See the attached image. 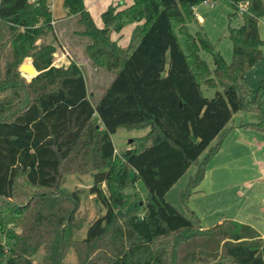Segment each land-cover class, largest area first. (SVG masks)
I'll return each mask as SVG.
<instances>
[{
	"label": "trees",
	"instance_id": "obj_1",
	"mask_svg": "<svg viewBox=\"0 0 264 264\" xmlns=\"http://www.w3.org/2000/svg\"><path fill=\"white\" fill-rule=\"evenodd\" d=\"M50 1L0 0V263L64 264L73 249L78 264H264V239L253 226L226 219L203 228L165 198L195 165L196 174L179 193L186 204L220 149L221 142L211 144L234 114L263 115L264 80L256 91L246 80L264 59L258 27L263 0H223L234 15L247 5L242 24L228 29L230 64L203 33L188 32V24L197 22L193 7L204 0L110 6L103 28L84 0H64L68 16L79 18L81 35L91 41L88 57L115 77L97 106L80 67H56V46L37 45L54 33ZM136 23L142 24L126 48L111 40L113 32ZM178 33L186 37V50ZM201 51L213 57L214 77ZM27 57L37 71L29 83L19 72ZM203 85L222 92L208 99ZM261 124L248 126L264 131ZM119 129L149 130L117 156L112 135ZM69 166L93 171L89 192L106 209L83 239L75 237V214L84 192L62 188ZM140 181L145 199L125 193ZM41 249L42 260L34 263Z\"/></svg>",
	"mask_w": 264,
	"mask_h": 264
},
{
	"label": "rangeland",
	"instance_id": "obj_2",
	"mask_svg": "<svg viewBox=\"0 0 264 264\" xmlns=\"http://www.w3.org/2000/svg\"><path fill=\"white\" fill-rule=\"evenodd\" d=\"M214 3V8L205 7L203 4H199L196 7V13L203 18V22L198 23L200 21L197 20L198 22L195 21L188 24V32L192 35H196L197 32L203 33L212 43L215 50L221 53L226 63L230 64L233 60V45L228 35V29L229 27H238L243 21L240 14L234 15V9L227 2L215 0ZM63 7L64 2L61 4V0H57V18H60L58 16H60L61 8L65 9ZM78 19L77 17L76 22H69L70 24L62 27V29L52 23L54 33L47 34L41 38L37 45L53 44L56 46L57 50L54 54V65L56 67L66 68L71 63H76L80 67L86 79L90 101L93 106H97L105 90L111 85L115 77L113 74L96 67L88 57L87 52L85 53L87 56L84 55V59L81 60L74 54V51L75 53L81 52V54H84L85 48L91 42L88 37L81 35L84 28L79 25ZM260 28L261 36L264 39V25L261 24ZM76 35L80 37L74 42L73 50L71 49L72 44H69L70 47L67 46L69 41ZM178 35L182 48L186 50V37L180 33ZM67 48L69 49V55L65 56L67 62L61 64L63 57L59 61V54L61 56L62 53L66 54ZM9 51L8 46L5 52L9 54ZM200 55L208 64L212 77H214L215 64L213 57L204 51H201ZM4 63L5 61H2V66ZM23 63L24 61H22L21 65ZM21 65L19 66L21 78L29 83L32 76L27 75L25 71L21 72ZM251 69L256 70L251 71ZM251 69L246 73V80L248 87L252 91H256L259 82L264 80V60ZM202 91L206 98L213 99L218 91L222 92V89L208 88L203 85ZM263 119L264 104L262 116L258 112L247 110L234 114L233 121L231 120L222 132V134H225L218 136L211 144L210 147H215L218 142H221L220 149L211 157L206 166L204 180L196 187L186 204H183L179 193L187 188L191 177L196 174L197 167L195 165L191 166L178 183L167 193L166 200L185 217L199 221L201 226L207 229L219 224L224 219L241 223L261 220L264 223V131L248 126L260 125ZM261 127H264V124H261ZM148 130H117L112 135L115 154L121 156L125 150L133 145L130 140L145 135ZM209 150L201 156V160L209 156ZM88 152L85 154L86 159L88 158ZM68 169H71L70 166ZM72 170L65 174L62 188L69 192L75 190L84 192L80 207L75 214V225L80 227V230L75 232V237L83 239L86 236L87 228L106 209L100 200L89 192L93 185V171L88 170L86 173H80L74 170L71 172ZM247 182L249 183L248 185ZM103 189L108 194L105 184H103ZM125 193L137 195L142 199H145L148 195V191L141 181L136 183L134 188L126 189ZM43 254L44 251L41 249L33 257V262H40ZM6 259L3 258V262L0 264H7ZM64 264H78L76 253L73 249L68 252Z\"/></svg>",
	"mask_w": 264,
	"mask_h": 264
},
{
	"label": "crops",
	"instance_id": "obj_3",
	"mask_svg": "<svg viewBox=\"0 0 264 264\" xmlns=\"http://www.w3.org/2000/svg\"><path fill=\"white\" fill-rule=\"evenodd\" d=\"M56 2H57V0H51L50 1V8H51L52 16H53V19H54V21H53V25L54 26L60 27L62 29V27H66L67 25H69L70 24L69 22H74L75 20L77 21V16H68L67 10L66 9H62V8H61V11H60L61 13L59 14L60 16H58L60 18H57L58 14L56 15ZM63 2H64V0H61V4ZM58 3H59V1H58ZM84 4H85V7H86V10L90 13L95 25L98 28H103L104 23H103V20H102V14L110 6H118L119 10H122V9L132 5L133 4V0H84ZM263 5H264V0H263ZM194 13H195L196 19L198 21H200V22H198V21L197 22L198 23L203 22V18L200 15H198L196 13V11H194ZM198 17L200 18V20H199ZM139 24L141 25L142 23H139ZM139 24L136 23V24L128 25L125 28H123L120 33L113 32L112 35H111L112 41L116 42L121 48H123V49L126 48L129 45V43H130V39H131V35H132L133 30ZM261 24L264 25V18H261L258 21L259 33H260V37L262 38V36H261V28H260ZM239 26L240 25H238V27ZM79 37H80L79 35L74 36V38L69 41L67 47H70L69 44H72V48L71 49H73L74 48L73 44H74V42L76 40H78ZM262 50H263V48H262ZM82 53H83V50H82ZM85 53H86L85 50H84V54H81V52L80 53H78V52L75 53V51H74V54H76V56L80 60L84 59L83 57H84V55H86ZM66 55H69V49L68 48L66 49V54L62 53V56L59 54V61H60V58L63 57V60H62L61 64H65L67 62V60L65 58ZM259 62H261V61H259ZM258 63H256V64H258ZM54 64H55V62H54ZM256 64L252 68H254L256 66ZM255 70L256 69H251V71H255ZM232 121H233V119H232ZM248 184L249 183L247 182V185ZM224 220H226V219H224ZM224 220H222L219 223H222ZM237 222H239V221H237ZM244 224H249V225L253 226L260 233L261 237L264 239V223L261 220H258L256 222L244 223ZM3 240L6 242L5 238H3Z\"/></svg>",
	"mask_w": 264,
	"mask_h": 264
},
{
	"label": "water",
	"instance_id": "obj_4",
	"mask_svg": "<svg viewBox=\"0 0 264 264\" xmlns=\"http://www.w3.org/2000/svg\"><path fill=\"white\" fill-rule=\"evenodd\" d=\"M20 71H25L27 75L32 77L37 74L36 68L33 65V59L31 57H27L24 59V63L20 67ZM130 143H132V140H130Z\"/></svg>",
	"mask_w": 264,
	"mask_h": 264
},
{
	"label": "built area",
	"instance_id": "obj_5",
	"mask_svg": "<svg viewBox=\"0 0 264 264\" xmlns=\"http://www.w3.org/2000/svg\"><path fill=\"white\" fill-rule=\"evenodd\" d=\"M214 2H215V0H204L201 4H203L205 7H208V8H214L215 7V3ZM196 7L197 6L193 7L194 11H196ZM246 10H247V5L246 4L241 5L240 8H239V14L241 15ZM199 20H200V18H199Z\"/></svg>",
	"mask_w": 264,
	"mask_h": 264
}]
</instances>
